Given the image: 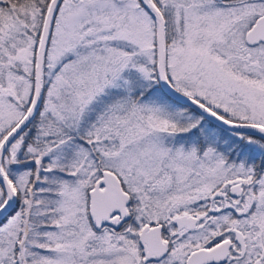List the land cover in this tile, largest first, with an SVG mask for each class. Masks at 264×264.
Masks as SVG:
<instances>
[{
  "label": "snow or ice",
  "instance_id": "1",
  "mask_svg": "<svg viewBox=\"0 0 264 264\" xmlns=\"http://www.w3.org/2000/svg\"><path fill=\"white\" fill-rule=\"evenodd\" d=\"M0 264H264V0H0Z\"/></svg>",
  "mask_w": 264,
  "mask_h": 264
}]
</instances>
